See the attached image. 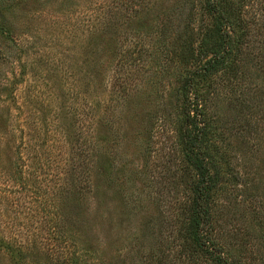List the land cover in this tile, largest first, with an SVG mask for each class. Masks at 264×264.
<instances>
[{"label":"rangeland","instance_id":"374dc122","mask_svg":"<svg viewBox=\"0 0 264 264\" xmlns=\"http://www.w3.org/2000/svg\"><path fill=\"white\" fill-rule=\"evenodd\" d=\"M201 3L0 0V238L14 248L0 245V264H48L55 243L29 218L30 198L15 205L22 185L53 203L64 193L59 229L88 264H182L171 252L182 185L165 116L187 67L166 53L181 12L193 5L196 29ZM238 3L263 27L209 102L217 237L229 256L264 264V0Z\"/></svg>","mask_w":264,"mask_h":264},{"label":"trees","instance_id":"16d2710c","mask_svg":"<svg viewBox=\"0 0 264 264\" xmlns=\"http://www.w3.org/2000/svg\"><path fill=\"white\" fill-rule=\"evenodd\" d=\"M192 7L188 12H181L182 16L185 13L182 35L174 38L166 53L187 67L176 79L174 103L166 104L172 110H167L165 116L166 126L175 136L173 156L177 163L174 170L180 175L178 182L182 185L179 190L182 196L176 199L173 213L172 257L182 264H246L229 256L217 237L214 197H217L221 173L214 159L217 134L208 107L220 86L231 85L240 48L253 41L256 30L263 26L259 19L253 22L245 16L238 0H202L200 17L206 21L201 19L193 29ZM8 32L0 14V34ZM79 157L83 160L86 155ZM83 188L78 187V196L84 195ZM32 189L33 193L29 194L30 190L22 185L16 194L24 196L18 197L15 205L28 208L25 201L30 198V208L34 207L36 215L30 214L29 218L35 220L42 231L45 226L41 235L56 243L46 248L48 264H88L79 250L71 254L65 230L59 229L62 221L59 195L62 193L57 191L54 198L57 200L53 203L52 198L44 197L47 192H42L39 186ZM4 240L0 238L1 247L13 255L12 243ZM17 248L21 249V244Z\"/></svg>","mask_w":264,"mask_h":264}]
</instances>
